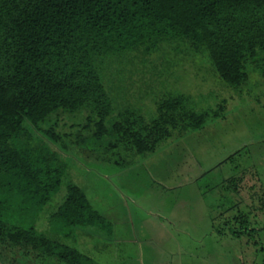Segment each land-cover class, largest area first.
Here are the masks:
<instances>
[{"label": "trees", "instance_id": "1", "mask_svg": "<svg viewBox=\"0 0 264 264\" xmlns=\"http://www.w3.org/2000/svg\"><path fill=\"white\" fill-rule=\"evenodd\" d=\"M164 44L239 90L251 72L264 78V0H0V264H100L36 228L62 185V154L108 162L121 150L151 154L223 117L225 99L201 110L178 90L160 93L149 120L129 103L123 83L133 59L144 63ZM78 115L72 132L60 129L63 116ZM232 219L228 227L239 228L224 232L233 237L257 231L244 212ZM47 222L66 238L77 228L113 235L112 221L72 182Z\"/></svg>", "mask_w": 264, "mask_h": 264}, {"label": "rangeland", "instance_id": "2", "mask_svg": "<svg viewBox=\"0 0 264 264\" xmlns=\"http://www.w3.org/2000/svg\"><path fill=\"white\" fill-rule=\"evenodd\" d=\"M172 46L164 44L144 63L133 59L123 83L129 103L149 120L160 93L178 90L192 95L201 110L225 99L223 117L172 137L151 154L121 150L109 162L78 150L62 154V185L36 228L100 264H264V78L251 72L235 90L216 79L207 63ZM80 119L63 116L60 129L72 132ZM122 160L128 164L114 163ZM68 182L112 221L113 235L91 228L75 229L73 238L52 233L47 219ZM240 211L257 231L237 238L224 230Z\"/></svg>", "mask_w": 264, "mask_h": 264}]
</instances>
